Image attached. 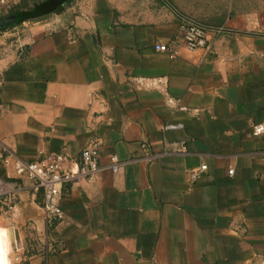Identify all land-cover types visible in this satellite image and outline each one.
I'll return each mask as SVG.
<instances>
[{
	"label": "crops",
	"instance_id": "1",
	"mask_svg": "<svg viewBox=\"0 0 264 264\" xmlns=\"http://www.w3.org/2000/svg\"><path fill=\"white\" fill-rule=\"evenodd\" d=\"M20 6L21 23L0 14V181L14 187L0 194V227L16 231L12 264H264V135H252L264 121V0ZM184 18L208 27V47L156 51L182 43ZM92 143L119 170L66 183L63 217L49 221L16 163L62 154L72 166Z\"/></svg>",
	"mask_w": 264,
	"mask_h": 264
},
{
	"label": "built area",
	"instance_id": "2",
	"mask_svg": "<svg viewBox=\"0 0 264 264\" xmlns=\"http://www.w3.org/2000/svg\"><path fill=\"white\" fill-rule=\"evenodd\" d=\"M182 31V43L169 41L167 43H156V51L164 52L170 58L179 56L180 49L196 50L207 48L208 27L197 20L184 18L180 25ZM183 124H170L168 128H181ZM252 135H264V121L252 125ZM179 149H183V143H175ZM99 148L97 143H92L83 149L81 159L72 166L71 161L62 154H49L42 160L19 161L16 163V171L25 174L33 183L35 192L42 195V208L49 221H58L63 217L62 199L66 183L78 177H90L93 173L110 167L113 171L119 170V164L114 162L110 166H101L98 162ZM207 165L203 163L198 171L191 172V178L195 179L198 172L206 170ZM14 187L10 183L0 181V194L13 192ZM17 244L15 245V247Z\"/></svg>",
	"mask_w": 264,
	"mask_h": 264
},
{
	"label": "bare ground",
	"instance_id": "3",
	"mask_svg": "<svg viewBox=\"0 0 264 264\" xmlns=\"http://www.w3.org/2000/svg\"><path fill=\"white\" fill-rule=\"evenodd\" d=\"M8 228L0 227V264H10L9 253L15 247L11 243Z\"/></svg>",
	"mask_w": 264,
	"mask_h": 264
},
{
	"label": "rangeland",
	"instance_id": "4",
	"mask_svg": "<svg viewBox=\"0 0 264 264\" xmlns=\"http://www.w3.org/2000/svg\"><path fill=\"white\" fill-rule=\"evenodd\" d=\"M20 4H21V0H0V14L5 13V15H7V14H10L11 12L12 13L18 12L17 10L21 8ZM2 27H4L3 17H0V28ZM22 41L23 39H20V37H15V36L13 37L14 44H20ZM1 158L2 157L0 156V159ZM10 261L12 264L11 256H10Z\"/></svg>",
	"mask_w": 264,
	"mask_h": 264
},
{
	"label": "water",
	"instance_id": "5",
	"mask_svg": "<svg viewBox=\"0 0 264 264\" xmlns=\"http://www.w3.org/2000/svg\"><path fill=\"white\" fill-rule=\"evenodd\" d=\"M28 15H29L28 12H20V13L16 12V13L11 14L6 19V21L7 22H15V21L19 20V18H25ZM9 231H10V240H11V243L14 244V245H16L17 244V238H16L15 228L11 226L10 229H9Z\"/></svg>",
	"mask_w": 264,
	"mask_h": 264
},
{
	"label": "trees",
	"instance_id": "6",
	"mask_svg": "<svg viewBox=\"0 0 264 264\" xmlns=\"http://www.w3.org/2000/svg\"><path fill=\"white\" fill-rule=\"evenodd\" d=\"M20 12H23V11H19L18 13H20ZM30 18V15H28L27 17H25V18H19V20H17V21H15V22H12L13 24H18V23H21V22H23V21H25V20H28Z\"/></svg>",
	"mask_w": 264,
	"mask_h": 264
},
{
	"label": "flooded vegetation",
	"instance_id": "7",
	"mask_svg": "<svg viewBox=\"0 0 264 264\" xmlns=\"http://www.w3.org/2000/svg\"><path fill=\"white\" fill-rule=\"evenodd\" d=\"M16 13V12H15ZM13 14V13H12Z\"/></svg>",
	"mask_w": 264,
	"mask_h": 264
}]
</instances>
